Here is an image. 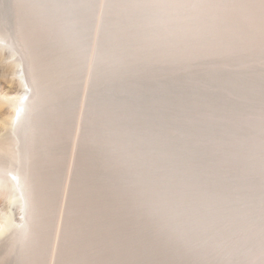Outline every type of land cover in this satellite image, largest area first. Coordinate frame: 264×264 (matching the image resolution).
I'll return each instance as SVG.
<instances>
[{
  "label": "rangeland",
  "instance_id": "1",
  "mask_svg": "<svg viewBox=\"0 0 264 264\" xmlns=\"http://www.w3.org/2000/svg\"><path fill=\"white\" fill-rule=\"evenodd\" d=\"M80 1L55 34L72 107L39 122L32 225L0 264H264V0Z\"/></svg>",
  "mask_w": 264,
  "mask_h": 264
},
{
  "label": "bare ground",
  "instance_id": "2",
  "mask_svg": "<svg viewBox=\"0 0 264 264\" xmlns=\"http://www.w3.org/2000/svg\"><path fill=\"white\" fill-rule=\"evenodd\" d=\"M17 11L22 14L19 17L22 24L29 21L32 26H36L37 35L50 31L51 47L46 48L40 44L34 46L19 37L15 22ZM72 20L78 27L85 20L80 0H0V142L6 141V150L10 152L7 154L12 155V159L8 158L6 162L0 159V250L13 233L27 238V231L32 225V213L36 206L32 162L38 155L35 146L39 139L37 130L41 128L39 122L48 112H53L56 116V111L64 113L72 107L70 89L64 81L61 82L60 68L53 70L54 64L68 56L66 42L59 43L55 36L56 30L60 29L66 40L75 39ZM41 27L43 30H40ZM36 31L32 30V34L29 32L33 38ZM74 39L72 40L75 41ZM78 45L85 52L87 47L84 40ZM37 56L42 58L40 61L37 59L41 63L39 65L33 62V57L36 60ZM53 76L57 82H61L54 87L55 92L44 81ZM106 91L102 89L104 94ZM81 110L82 113L85 111L83 107ZM54 115L51 116L55 117ZM45 141L49 148L54 149L56 143L53 139L49 137ZM3 197L7 202H2Z\"/></svg>",
  "mask_w": 264,
  "mask_h": 264
}]
</instances>
